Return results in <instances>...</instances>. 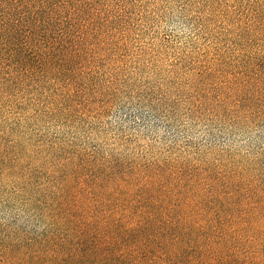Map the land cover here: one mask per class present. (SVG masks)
<instances>
[{"label": "trees", "instance_id": "16d2710c", "mask_svg": "<svg viewBox=\"0 0 264 264\" xmlns=\"http://www.w3.org/2000/svg\"><path fill=\"white\" fill-rule=\"evenodd\" d=\"M136 3L0 0V212L15 214L0 217V264H264L260 159L230 152L218 161L177 144L105 149L44 126L93 127L120 102L167 118L183 106L199 118L211 106L198 92L203 78L175 98L136 78ZM251 10L239 20L264 43L263 2ZM263 47L233 65L234 124L264 122Z\"/></svg>", "mask_w": 264, "mask_h": 264}, {"label": "rangeland", "instance_id": "374dc122", "mask_svg": "<svg viewBox=\"0 0 264 264\" xmlns=\"http://www.w3.org/2000/svg\"><path fill=\"white\" fill-rule=\"evenodd\" d=\"M261 1L264 5V0ZM250 2L138 0L136 3L141 6L134 10L128 61L136 78L160 88L169 98H175L174 89L191 94L190 83L203 78L198 92L211 106L205 107L202 117H186L189 106L167 118L144 109L143 114L138 113L137 101L120 102L93 127L77 124L72 129L47 122L45 128L48 126L51 136L89 139L92 146L101 143L105 149L122 142H127L135 153L151 146L162 151L166 144L192 145L211 153L212 159L218 161H230L232 152L249 161L260 159L264 165V122L253 117L236 124L230 121V77L239 72H233L236 70L233 65L264 46L259 36H246L244 30L248 29L249 18L239 20L244 13L252 15V10L248 12ZM138 54L141 57L136 59ZM261 54L264 56V47ZM198 67L204 71L202 77L193 70ZM208 71L211 76L206 79ZM221 102L227 107L220 108ZM14 215L0 212V217L7 220H12Z\"/></svg>", "mask_w": 264, "mask_h": 264}]
</instances>
